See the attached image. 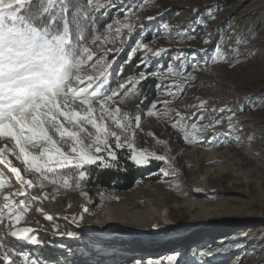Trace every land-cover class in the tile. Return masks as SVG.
<instances>
[{"label": "rangeland", "instance_id": "rangeland-1", "mask_svg": "<svg viewBox=\"0 0 264 264\" xmlns=\"http://www.w3.org/2000/svg\"><path fill=\"white\" fill-rule=\"evenodd\" d=\"M252 1L254 0H111L114 6H107L109 0H93V4L105 5L97 12L102 13L106 21L101 29L95 26L92 35H103L108 23L116 27L122 22H130L135 26V31L130 36L127 29L124 30L122 43L104 45L121 49L118 53H109L105 59L114 60L109 70L111 75L112 68L117 62L138 57V66H142L141 72L156 73L157 80H161L162 83H159L151 99V105L156 101H168L167 106L158 103L156 108L158 113L166 111L168 115L148 117L146 112L149 108L140 111L142 130H137L136 139L137 147L154 150L158 155H168L170 159L151 161L149 166L145 167L147 172L145 181H138L129 190L85 188L68 192L57 191L53 185H47L44 189L38 186L26 189L25 191L31 195L47 194V198L40 200V209L56 216L59 211L51 208L55 201L62 197L75 201L82 192L99 190L105 198L94 208L103 214L95 219L110 222L107 223L109 227L102 229L105 237L100 236L96 228L88 229L85 231L88 234H83V231L78 232L73 228L63 230L51 225L43 218L32 215L30 208L25 215H31L34 221L27 225L36 230L34 234L39 237L40 247L39 250H34L36 245L29 248L36 252L37 263L38 259H44L50 254L58 258L61 255L55 249H51L52 247L45 245L42 239L47 238L54 244L65 243L73 246L71 264L131 262L138 257L153 255L152 253L157 255L155 251L157 248V256L163 253L166 255H163L165 257L162 262L156 264H168V258L177 252L181 254L179 264H264V144L254 145V140L264 143L262 126L264 73L256 67L254 71L247 73L236 68L244 65L247 60L255 63L256 57L264 59L263 52L257 54L258 51L264 50V43L248 46L249 43H254V39L264 35V5H261L264 0L255 6L261 5V12L248 18L244 28L239 24L240 12L253 4ZM149 17L153 19H148ZM245 29L252 31L246 36L248 41H245V37L242 38L246 35ZM91 37L87 43L96 50V46L91 45ZM234 40L237 43L232 45ZM137 42L147 44L152 52L160 49L164 51L158 57L152 55V52L140 49L134 55H130ZM181 55L183 58L177 60L176 57ZM222 56L224 59H221ZM141 60L145 63H141ZM187 72H190L193 78L186 80ZM173 84L179 85L182 91L169 95L175 91ZM201 102H204L203 108L199 107ZM121 107L132 113L138 108L126 107L124 103ZM177 113L184 117V121H178ZM199 116H203V119H197ZM229 118L235 126L231 131ZM217 120L220 121L219 124L216 123ZM192 123H196L198 128L204 125L209 127L203 131H195L192 135L194 132L191 128ZM185 132L190 134L191 143L183 139ZM249 137L254 140L245 141ZM157 141H165L166 145ZM218 154L222 159L215 157ZM228 157L229 163L230 157L240 158L245 162L246 171L240 178L235 177L233 171L226 172L229 167ZM9 159L12 160L13 166L21 169L22 174L25 173L22 161L11 155ZM161 169L167 170L169 175L164 176ZM0 170L4 171L11 181L4 189H0V193L3 192L5 195L20 188L14 174L9 175L7 165L0 164ZM209 170H216L212 173L211 179L208 177L209 173L206 174ZM217 173L222 174L215 176ZM26 178L32 177L26 175ZM194 181L197 190L210 192L207 189L209 182L216 191H219L221 197H228L233 202L227 200L224 204L211 205L209 207L211 212L202 215L198 213L186 215L179 210L175 199L163 202L165 204L163 206L153 205L152 208L156 210L154 220L160 223L161 228L149 231L137 230L112 221L115 216L111 214V205L127 202L130 198H127L128 194L133 191L144 189L163 193L162 191L168 190L171 182H179L180 185H188L191 188ZM2 196L3 194H0V205L4 203ZM23 198L22 196L16 199ZM151 199L149 195L144 197L148 203H151ZM228 206H233L235 213L222 211ZM170 212L175 216L170 217ZM95 214L97 213L92 210L85 213L86 216ZM126 215L131 216V213L128 212ZM36 223L42 225L40 229ZM231 224L241 226L226 228ZM208 225L217 230H212V233L206 230L190 232L193 226ZM49 227L52 229L50 232L47 230ZM234 230L240 232L234 234ZM69 231L77 233V242L88 244L80 250L79 247L82 245L72 242L74 238L59 234ZM144 236L153 238L145 239ZM210 236L219 237V240L208 244L205 240ZM230 237L231 240H228ZM21 245L27 248L26 244ZM130 245L140 248L126 251L125 247ZM149 245H158L160 248H150ZM163 245L167 247H162ZM44 246L47 247V253L42 251ZM201 250L217 254L210 258L201 257L198 255ZM88 254L90 256L84 258ZM58 258L55 264H64Z\"/></svg>", "mask_w": 264, "mask_h": 264}, {"label": "snow or ice", "instance_id": "snow-or-ice-1", "mask_svg": "<svg viewBox=\"0 0 264 264\" xmlns=\"http://www.w3.org/2000/svg\"><path fill=\"white\" fill-rule=\"evenodd\" d=\"M86 2L95 11L105 7L93 4V0ZM107 6H114L111 0ZM67 13L68 0H36L35 10L32 0H0V164L7 165L20 184L15 192L3 196L0 232L32 244L40 243L34 234L36 230L19 225L32 205L47 198V194L34 196L26 189L37 186L44 189L47 185L55 186L57 191L72 188L68 173L77 174L75 187L79 188L80 181L87 175L86 166L115 167L119 163L118 150H126V158L137 167H147L153 160L170 159L168 155L137 147V130H142L141 112L139 108L132 113L121 107L125 98L133 94L136 86L148 75L140 72L137 80L129 79L114 89L108 87L109 70L114 60L107 61L105 57L121 49L104 45L122 43L124 30L127 29L130 36L135 31L134 24L122 22L114 27L108 23L103 35H92L91 45L96 46L93 50L83 35H78L75 41L72 39L71 28L79 32L80 16L70 20ZM82 15L85 20L91 18L90 13ZM138 49L152 52L147 44L137 42L130 55ZM163 51L157 50L152 55L158 57ZM182 58V55L176 57L177 60ZM141 63L145 61L141 60ZM122 71L121 68L119 74ZM191 78V73L187 72L186 80ZM127 84L131 87H126ZM172 87L175 91L169 95L182 91L177 84ZM158 103L167 106L169 102H153L146 112L148 117L168 115L166 111L162 114L156 111ZM203 106L204 102H201L199 107ZM177 119L184 121L179 113ZM197 119H203V116ZM229 125L231 131L235 127L231 118ZM207 127L209 125L198 128L192 123V135ZM183 139L192 142L188 132ZM157 143L166 145L165 141ZM9 155L22 161L24 174L19 167L13 166ZM161 172L164 176L169 175L165 169ZM26 175L32 178H26ZM10 183L0 170V189ZM81 194L88 197L87 192ZM22 196L23 199H16ZM46 218L53 219L51 215ZM59 234L77 238L74 231ZM216 254L202 250L198 253L208 258ZM16 255L9 254L4 237L0 235V264H17ZM180 258V253H173L168 264H179ZM19 259L23 264H37L24 253L19 254Z\"/></svg>", "mask_w": 264, "mask_h": 264}, {"label": "bare ground", "instance_id": "bare-ground-1", "mask_svg": "<svg viewBox=\"0 0 264 264\" xmlns=\"http://www.w3.org/2000/svg\"><path fill=\"white\" fill-rule=\"evenodd\" d=\"M262 1L263 0H254V1H252L253 4H251L249 7L243 9L242 12H240L239 24L241 25V28L245 27L246 20L248 18L253 17V15L255 13L261 12L260 6L264 5V2L259 7H255V6H256V4H259V2H262ZM244 32L246 35H244L242 38L245 37L244 38L245 41H248L246 36L248 34H251L252 31H248L245 29ZM239 39H241V38H239ZM249 41H250V39H249ZM253 41H254V43H249L250 45H248V46H254L255 44L260 45L261 43H264V35L258 37L257 39H254ZM236 43H237L236 40L232 41V45L236 44ZM259 52H263L262 54L264 55V50L258 51V53H257L258 55H259ZM237 67L239 69H242L244 71V73H247V71H254L255 67H256V69H259L262 71V73H264V59L256 57L255 63L252 60H247L244 63V65L236 66V68ZM262 126L264 127V125H262ZM252 140H254V139L252 137H249L245 141H252ZM254 141H255V143H254L255 146L264 144L263 142L261 143V141H258V140H254ZM0 146H1V143H0ZM215 157L217 159H222L221 155H219V154ZM230 158H231V162L229 163V157H228L227 163H228L229 167H228V170L226 172L231 173V171H233L234 176L240 178L241 175L244 174V172L246 171V168H245L246 164L243 161V159L236 158V157L235 158L230 157ZM4 168H6V167L4 166ZM8 171H10V170H8ZM214 172H216V170H209V171H206V174L209 173L208 177L211 179L213 177L212 173H214ZM8 173H9V175H11V172H8ZM219 174H222V173H217L215 176H217ZM195 182L196 181H194L192 183L193 186L191 188L188 185H180L179 182H177V183L171 182L168 185V190L166 189L165 191H162L163 193L152 192L149 190L144 191V189H139V190L133 191L132 193H129L127 196V198L130 197L129 198L130 201L128 200L125 203L120 202L117 205L115 204L114 206L111 205L112 206V209H111L112 213L111 214H113L115 216V217H113L112 221L118 222V223L126 225V226L134 227L137 230H142V231L148 230L149 231V230H152V229L157 228V227L161 228L160 223H158L157 220H154V217L156 216V210H154L152 208L153 205L163 206V205H165L163 202L167 203L169 200L172 201L173 199H175L178 202L179 210L181 212L185 213L186 215L193 214V213H198V214L202 215L203 213L207 214V213L211 212L209 209V207L211 205L224 204V202H226L227 200L230 202H233V200L228 198V197H226V198L221 197V194L219 193V191H216L214 189V186H212L209 182H208L207 189L210 190V192L197 190L196 186H195ZM13 190H15V189H13ZM230 190H233V189H230ZM157 191H161V190L157 189ZM240 191H242V190H240ZM87 193H88L87 198H85L81 194L75 201H69L65 197H62L58 201H55V203L53 205H51V208L54 211H59V213L57 216L50 214L53 217L52 220H48L46 218L47 215H49V214H47V212L38 211V209H40V204H41L40 201H38L32 205V207H31V211L33 213L32 215L36 216L37 218H43V220L45 222L51 223V225L62 228L63 230L73 228V229L77 230L78 232L83 231L82 232L83 234L84 233L88 234L85 232L86 230L91 229V228H94V229L96 228V232H98V234L100 236L105 237L106 235L103 233L104 231L102 229H104V228L106 229V227H109V225L107 223H110V222L95 219L96 217L99 218V216H101L103 214V212H101V211L97 212V210H95V208H94L95 205L102 203L103 199L105 198L104 194H102V192L99 190H89V191H87ZM32 195L42 196L40 193H37V194L33 193ZM148 195L151 196V198H152L151 199L152 204L148 203L146 200H144V197L148 196ZM3 196H4V194H3ZM3 196L1 197L2 200H3ZM239 200H241V199H239ZM230 202H227V204ZM84 208H87L88 210L95 211L97 214L86 216L85 215L86 212L83 211ZM233 208H234L233 206H228L227 208H223L222 211L223 212L231 211V213H235V210H233ZM172 209L175 210V208L173 206H172ZM146 210H148V211H146ZM128 212L131 213V216L126 215ZM81 216L83 217L82 220L80 219ZM169 216L174 217L175 215H174V213L170 212ZM152 217H153V219H152ZM199 217H201V216H199ZM194 220H197V219H194ZM33 221L34 220L31 217V215L30 216L25 215L24 220L21 222V224L19 226L28 227L27 224L29 222H33ZM237 226H241V225L231 224V225H228L226 228H232V227H237ZM201 230H206L207 232L212 233V230H217V229H214L213 227H211L209 225L208 226H193V229L190 232L195 233V232H199ZM239 232L240 231H235L234 234L239 233ZM0 235H3L4 242L8 241V239L11 238V236L6 235L3 232H0ZM64 236H66V235H64ZM152 236L155 237L154 235H152ZM152 236H148V237L153 238ZM66 237L70 238L68 236H66ZM138 237H140V235H138ZM148 237L144 236L145 239H147ZM218 238L219 237L214 238L213 236H210L205 241L208 244H210V243L213 244L219 240ZM231 238L232 237H230L228 240H231ZM109 240H112V238H109ZM8 242H5V244H9ZM20 242L16 243V247H15L18 249V251L14 252L11 250V251H8L9 254H12V253L20 254L22 252L21 249H26V250L28 249V248H23L24 245H21L22 241H20ZM72 242L77 243L79 246L82 245L81 247H79L80 250L84 248V245L88 244V243L82 244V242H77L76 238H74L72 240ZM35 245L37 246L38 244H35ZM148 247L154 248V247H159V246L158 245H149ZM162 247H167V246L163 245ZM125 248H126V251H129L130 249H135V248L137 249L140 247L130 245V247H125ZM157 249L155 251L157 252L156 254L158 255ZM29 250H30V248L28 249V251ZM32 251L33 250H30V253ZM42 251H45L47 253V251H48L47 247L46 246L42 247ZM34 254L35 253L32 252V254H30V255H34ZM152 254L153 255H149L145 258L138 257L136 260L131 261V262L117 261V262H114L112 264H137V262H139V264L160 263V262H162V260H164L163 258L165 256H163V255H166V253H163V255H159V256L155 255V253H152ZM30 255H29V257H30ZM88 256H90V255L89 254L86 255V256H84V258H87ZM36 257H37V254H36ZM14 259L17 260V264H23V261H21L19 259V257H17V255L14 256Z\"/></svg>", "mask_w": 264, "mask_h": 264}, {"label": "trees", "instance_id": "trees-1", "mask_svg": "<svg viewBox=\"0 0 264 264\" xmlns=\"http://www.w3.org/2000/svg\"><path fill=\"white\" fill-rule=\"evenodd\" d=\"M36 0H32L33 10H35ZM83 13H90L91 18L85 20ZM71 20L74 16H80L79 32L75 28H71L72 39L75 41L78 35H83L88 42L93 34L95 26L98 29L103 27L105 17L102 13L95 11L86 0H68V13ZM104 17V18H103ZM123 69L122 74L120 73ZM142 66H138V57L131 58L129 61L122 60L117 62L116 66L112 68L110 75L109 88H117L119 84L126 83L129 79H139V73ZM148 75L147 79L141 81L133 94L125 98L124 106L139 108L140 111H145L151 106V99L155 95V91L161 80H157V76ZM126 87H131L130 84ZM123 95V92L121 93ZM119 163L115 167L101 168L97 166H86L87 175L83 181H80L81 187H75L76 173H68L70 182L73 184L72 188H60L59 191H79L85 188H105L109 190H129L138 181H145L147 174L145 167L134 166L126 157L128 153L126 150H118L117 152Z\"/></svg>", "mask_w": 264, "mask_h": 264}]
</instances>
